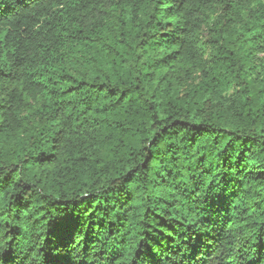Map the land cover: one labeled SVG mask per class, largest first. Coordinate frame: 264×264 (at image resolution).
Listing matches in <instances>:
<instances>
[{
  "label": "trees",
  "instance_id": "1",
  "mask_svg": "<svg viewBox=\"0 0 264 264\" xmlns=\"http://www.w3.org/2000/svg\"><path fill=\"white\" fill-rule=\"evenodd\" d=\"M0 264H264V0H0Z\"/></svg>",
  "mask_w": 264,
  "mask_h": 264
}]
</instances>
